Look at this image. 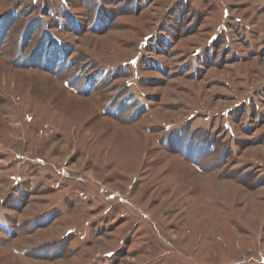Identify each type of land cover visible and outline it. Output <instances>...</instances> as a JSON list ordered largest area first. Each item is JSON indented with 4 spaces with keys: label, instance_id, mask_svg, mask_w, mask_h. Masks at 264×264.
<instances>
[{
    "label": "rangeland",
    "instance_id": "obj_1",
    "mask_svg": "<svg viewBox=\"0 0 264 264\" xmlns=\"http://www.w3.org/2000/svg\"><path fill=\"white\" fill-rule=\"evenodd\" d=\"M0 264H264V0H0Z\"/></svg>",
    "mask_w": 264,
    "mask_h": 264
}]
</instances>
